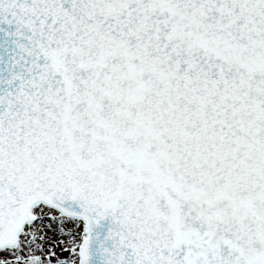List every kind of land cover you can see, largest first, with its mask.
Returning <instances> with one entry per match:
<instances>
[{"label": "snow or ice", "instance_id": "1", "mask_svg": "<svg viewBox=\"0 0 264 264\" xmlns=\"http://www.w3.org/2000/svg\"><path fill=\"white\" fill-rule=\"evenodd\" d=\"M0 264H264V0H0Z\"/></svg>", "mask_w": 264, "mask_h": 264}]
</instances>
